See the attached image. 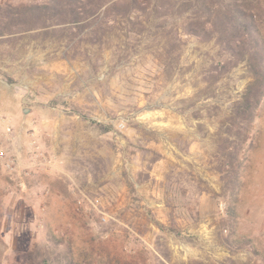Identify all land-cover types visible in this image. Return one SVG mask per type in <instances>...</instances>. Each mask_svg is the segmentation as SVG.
<instances>
[{
  "label": "rangeland",
  "instance_id": "rangeland-1",
  "mask_svg": "<svg viewBox=\"0 0 264 264\" xmlns=\"http://www.w3.org/2000/svg\"><path fill=\"white\" fill-rule=\"evenodd\" d=\"M141 20L95 46L0 38V264H31L50 238L76 264H264V99L233 221L215 170L246 63L220 75L225 56L184 18Z\"/></svg>",
  "mask_w": 264,
  "mask_h": 264
},
{
  "label": "trees",
  "instance_id": "trees-1",
  "mask_svg": "<svg viewBox=\"0 0 264 264\" xmlns=\"http://www.w3.org/2000/svg\"><path fill=\"white\" fill-rule=\"evenodd\" d=\"M156 16L164 27L170 16L184 18L181 32L202 42L214 40L223 63L213 67L223 75L245 62L252 81L241 98L233 103L218 132L215 159L221 180V196L226 199L228 219H235L229 206L238 192L244 144L248 141L257 110L264 99V0H46L41 4L14 5L0 1V38L16 39L26 33L65 39L68 43L84 42L102 45L118 25L144 28V21ZM178 42L169 44L168 53L180 49L178 31L172 32ZM177 44V45H176ZM179 44V45H178ZM75 57V54L72 55ZM218 70V71H217ZM218 78V77H217ZM227 240V244L235 245ZM52 244L36 249L31 264H76L71 252ZM245 245H238L239 250ZM55 247V248H53Z\"/></svg>",
  "mask_w": 264,
  "mask_h": 264
},
{
  "label": "water",
  "instance_id": "water-1",
  "mask_svg": "<svg viewBox=\"0 0 264 264\" xmlns=\"http://www.w3.org/2000/svg\"><path fill=\"white\" fill-rule=\"evenodd\" d=\"M26 112H27L26 110L23 111V113H26Z\"/></svg>",
  "mask_w": 264,
  "mask_h": 264
}]
</instances>
